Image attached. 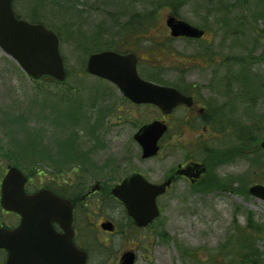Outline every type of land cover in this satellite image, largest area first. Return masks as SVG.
Instances as JSON below:
<instances>
[{"label":"rangeland","instance_id":"rangeland-1","mask_svg":"<svg viewBox=\"0 0 264 264\" xmlns=\"http://www.w3.org/2000/svg\"><path fill=\"white\" fill-rule=\"evenodd\" d=\"M60 1L62 7L56 4V0H16L14 4V10L20 17L31 18L34 13V18L42 19L60 34V53L68 78L61 85L49 80L30 81L19 66L0 50V183L6 167L10 165L18 166L28 175L36 174L37 185L39 174L44 182H48L54 168H62L73 176L78 166L85 171V185L97 177L102 178L106 185H112L132 171L142 172L157 182L162 180L168 167L171 168L185 156L179 151L180 144L185 143L184 137L181 142L173 137L170 144L175 146L176 152L171 157L163 150L157 159L142 164L138 160L139 150L132 140L135 124L157 117L158 113L128 108L124 114L117 113L124 118L119 121L115 113L110 114L121 101L116 95L100 99L91 97L87 91V86L94 84L86 78L84 71L88 54L93 48L91 46L98 39L107 40L116 34L131 14L149 19L154 16L152 30L145 36L151 40L146 44L153 55L148 62H142L141 67L152 70L160 85L171 87L184 83L191 86L196 83L202 87L205 85L207 90L212 78L224 81L227 76H246L250 80L249 91L255 94L257 102L253 113L243 116L244 125L251 126V130L247 131L248 144L242 146L236 132L212 136L219 148L227 144L241 148V158L235 156L232 164L222 166L217 175L219 185L227 189L231 188L226 182L230 178L233 187H237L235 193L218 191L199 194L192 193L186 186L177 185L160 198V217L148 229L152 241L148 246L149 259L139 257L137 264H210L209 256L216 253L219 245L225 244L232 226L244 229L249 223L248 216L253 228L248 233L255 241L252 253L253 256L257 254L264 264V201L245 197L243 191L238 190V187L246 188L254 182L264 181V151L258 150L264 139V119H259V115L264 114V85L259 92L251 89L255 80L264 84V0H168L170 6L165 5L167 0ZM172 9L177 12L176 18L206 30V40L185 43L169 39L165 22L170 15H174ZM113 21L117 24L114 27ZM198 56H210L213 61L210 66L202 67L198 63L201 57ZM221 84L217 82L215 87L220 90ZM240 85H234L233 91L244 90L247 84ZM69 90L77 93L79 98L76 103L83 104L79 106V113L86 116V122L90 120V126L80 125L82 115H73L74 125L69 127L70 122L64 119L60 124L56 121L54 114L62 110L57 100L62 95V104H70ZM206 94L210 95L208 91ZM212 96L218 104L227 99L220 93ZM257 96L263 98L259 100ZM106 100H111L107 104L110 109L105 110L107 113H98L99 105ZM251 103L239 104L233 110L236 108L237 112L244 114ZM93 106L91 111L89 107ZM110 116L112 119L108 121ZM60 118L63 117L58 115L59 121ZM99 119L106 123L98 126ZM96 120L92 127V122ZM188 133H192L193 137L196 135L195 132ZM190 137L187 141H193ZM66 143L71 144L68 153L73 157L61 161L60 157L67 155V149L65 153H59L60 147L66 146ZM209 146L215 144L207 143L206 148ZM38 149L51 154L53 162H37L32 166L33 155ZM253 149L259 152L253 153ZM195 153L198 154L197 150ZM89 160L93 165L87 163ZM252 171H256L253 178L249 177ZM0 220L4 217L0 216ZM254 230L262 234L258 235Z\"/></svg>","mask_w":264,"mask_h":264},{"label":"flooded vegetation","instance_id":"flooded-vegetation-1","mask_svg":"<svg viewBox=\"0 0 264 264\" xmlns=\"http://www.w3.org/2000/svg\"><path fill=\"white\" fill-rule=\"evenodd\" d=\"M15 2L16 0L13 2L12 8L16 18L37 25V19L33 17V15L35 16L34 13L31 15V18H23L15 12ZM166 29L168 30L169 39H172L169 29L167 27ZM151 30L152 28H120L117 30L116 34L110 36L107 40L98 39L95 45L91 46L93 48L89 52V56L84 65L86 78L92 80L91 83H94L92 86H87V91L91 97L100 99L116 95L121 101L119 106L110 111V114L115 113V118L117 117L119 121H123L124 118L117 113L124 114V110H128V108L135 111L154 110L158 113L157 117H150L145 121L135 124V132L143 126L154 122L162 123L167 128V131L158 143V154L150 159L142 158L141 147L132 139L139 150L138 160L142 164H148L150 161L157 159L162 155L163 150L171 157V154L176 152L175 146L170 144L173 137H177L178 142H181L182 137H184L185 143L180 144L179 151L184 152L185 156L171 168L168 167L162 180L157 182H153L142 172L132 171L118 178L112 185H106L105 181L99 177H97L98 179L92 180L88 185H85V171L82 169V166H78V168L74 169L75 174L73 176H70L69 173H65L64 170H61L62 168H54L48 182H44L39 174L37 185L36 174L30 173V175H28L21 171L26 179L24 184L26 195L30 196L36 193L38 195L44 192L45 197H50L53 208L56 210V215L58 214V205L60 202L64 215L66 211L70 209L71 227L73 230L72 243L76 249L85 253L87 256L86 264H122L123 258L127 254L134 255L133 264H137L139 257L149 259L150 250L148 246L152 241L148 229L153 223L145 228L137 227L134 220L128 216L123 203L112 193L117 185L121 184L123 180L131 175L139 174L154 185H161L170 180L165 194L171 192L177 185L186 186L192 193L199 194L218 191L233 192V190L237 188L233 187L230 178H227V180L228 183H230V189L233 190L220 188L217 175L218 170L222 166L232 164V160L235 156L241 158L239 156L241 148H235L230 144L225 146L221 145L219 148L212 139V136H222L227 134V132H236L237 139L242 146L249 143L247 131L251 126L244 125L243 116H247L248 113H253L257 98L253 92L251 93L249 91L248 84L250 80L248 77L239 75L227 76L224 81H218L212 78L210 84L207 85V90L205 85L202 87V85L196 83H193L191 86H187L184 83L171 86L184 97V101L171 112L164 113L153 105L133 104L126 99L127 97H125L116 85L89 75L86 72L88 59L92 55L112 51L121 56L134 55L137 59V73L139 79L145 83L160 85L156 81L157 79L152 75V70H145L141 67V63L148 62V58L153 55L151 54V49L147 48L146 44L151 42V40L145 37ZM203 31L204 34L200 39L179 38L172 40H180L185 43L202 42L205 41L208 36V32L204 29ZM121 32H125V34L123 35ZM135 32L138 33L135 34ZM198 57H201L198 59V63L202 67L210 66L211 61H213L210 59V56ZM145 72H148V74ZM217 82L222 83L220 90L215 87ZM237 84L247 85L244 90L234 92L233 86ZM262 86L258 89V92ZM207 91L210 93L208 96L207 94L205 95ZM219 93L227 98L222 104H218L213 100L212 95L218 96ZM261 98L263 97H258L259 100ZM110 102L111 100L104 101V104H100V109L102 111H105V109L109 110L110 108L107 104ZM246 102L248 104L252 103L250 108H246L244 114L237 112L236 108L233 110V107L239 104L245 105ZM237 113H239L238 117ZM131 116L134 118V114ZM259 117V119H264V114L259 115ZM110 119H112V116L108 118V121ZM126 123H129V119H126ZM123 124H125V122H123ZM254 126H257V124H254ZM174 131L176 134L174 133V135H172ZM182 131H184L183 135ZM188 132H195V137H193L192 133ZM169 136L172 137L168 140ZM188 137L193 139V141H187ZM207 143H214L215 146L206 148ZM192 148L193 152L191 151ZM196 150L198 154L195 153ZM252 152L255 153L259 151L253 149ZM72 157V155H66L60 158L62 159L61 161H67ZM79 158L80 156L77 157V159ZM87 163L93 165L91 160ZM63 166L64 165L61 167ZM8 167L9 166L6 167L5 174ZM72 171L73 169L68 172ZM261 182H263L262 185L264 186V181H259L255 184H260ZM238 190L244 189L238 187ZM160 198L161 197H158L156 200L159 211L161 210L159 204ZM0 216L2 218L4 217V220H0V229L11 232L20 226L21 217L19 215L1 209ZM50 226L55 236L53 239L64 235V230L60 223L51 221ZM104 226L110 227L112 230H106L103 228ZM39 239H43L44 242H37V263H53V259L55 255H57V252H55L56 240H53L48 235ZM7 258V251L0 249V264H6ZM93 259L95 260L93 261Z\"/></svg>","mask_w":264,"mask_h":264},{"label":"water","instance_id":"water-1","mask_svg":"<svg viewBox=\"0 0 264 264\" xmlns=\"http://www.w3.org/2000/svg\"><path fill=\"white\" fill-rule=\"evenodd\" d=\"M14 0H0V49L14 59L22 71L32 80L44 76L58 82L66 78L63 59L59 51V39L43 25H31L15 18L12 10ZM166 26L174 38H201L203 31L173 17L166 20ZM136 58L123 57L115 53H102L90 57L87 72L110 81L135 104H152L162 112L169 113L184 101L175 89L142 82L136 71ZM167 128L161 123L143 127L134 139L142 149V158L148 159L158 152V142ZM264 149V141L261 144ZM26 179L15 167H10L1 184L0 205L6 211L21 217L20 226L14 231L0 229V249L7 251L6 264H38L37 242H44L48 235L54 238L50 222L61 224L64 235L56 239L55 255L51 264H86L85 253L72 243L70 209L64 215L61 202L58 214L45 193L28 196L24 192ZM170 180L160 186L147 183L140 175L124 180L113 190V195L125 206L129 217L138 227H146L159 216L156 198L165 193ZM249 194L264 201V186H253ZM106 230L112 228L104 226ZM122 264H133L134 255L127 254Z\"/></svg>","mask_w":264,"mask_h":264},{"label":"trees","instance_id":"trees-1","mask_svg":"<svg viewBox=\"0 0 264 264\" xmlns=\"http://www.w3.org/2000/svg\"><path fill=\"white\" fill-rule=\"evenodd\" d=\"M56 1H57L56 4L59 7H62V1H60V0H56ZM165 5L170 6L168 0H167V2H165ZM173 12H174V16H177V12L174 10H173ZM151 17L152 18L149 19V18H145V17L139 16V15L133 16V14H131L129 16V18L124 22V24H122L121 28H144V27L150 28V27H153L155 17L154 16H151ZM115 23H116V21H113V23H112L113 27L117 25ZM51 30L57 34L59 39L61 38L60 34L57 31H55L53 28ZM123 34H125V32H123ZM45 79H47V78H45ZM255 83H257L258 86ZM262 85H264L263 82H261L259 80L258 81L255 80L253 83H251V89L254 88V89L258 90ZM250 92H252V91H250ZM59 97H60V99L57 100V102L59 103L58 105H59V107H61V106L63 107L64 104H62V101H61L62 95ZM76 99H77V97L75 94L73 95V97L71 99H69L70 101L71 100L72 101L70 104L66 105L67 109H66V111H64L63 115H65V118H63V119L74 125L73 115H79V116L82 115V117L80 118V121H81L80 125L82 124L84 127L90 126V120H88V122H86V119H85L86 116H83L82 113H79L80 111L78 109H80V107H79L80 105L76 103ZM89 108L92 111L94 109V106L89 107ZM87 117H90V116L88 115ZM249 130H251V127ZM68 143H66L67 144L66 146L60 147L59 153H63L64 150L67 149L66 154H69L68 149H69V147H71V144H68ZM34 150H37V149H34ZM38 150L39 151H36L34 153L35 155H33L34 157L32 159L34 161H32V166H35V164L37 162H43L46 164L51 163V161L53 162L54 159H53L51 154H47L44 149H41V150L38 149ZM69 155H71V154H69ZM35 158L37 159V161ZM19 166L22 167L21 165H19ZM253 176H254V173L252 171L251 173H249V177L253 178ZM226 182L228 183V181H226ZM219 184H220V182H219ZM219 187L223 188L222 185H219ZM223 189H227V188L224 187ZM243 189L244 190H242L243 191L242 194H244L245 197H248L247 188H243ZM228 190H233V189H228ZM233 193H235V190H233ZM237 193H239V192H237ZM247 219L249 220V223L247 225L245 224L244 229H241L237 226H235L233 228V226H232V230L227 235V239L224 242L225 244L219 245L216 253L209 256V263L210 264H263V262L260 260V258L257 254H256V256H253L252 252H253L254 247H255V243H254L255 241L252 240V238H251L252 235H250V233H248V232H250V230L252 228L251 222H250V216H248ZM254 231L258 235L262 234L258 230H254ZM181 251L184 254L188 255L185 250H181ZM254 258L256 260H253Z\"/></svg>","mask_w":264,"mask_h":264}]
</instances>
